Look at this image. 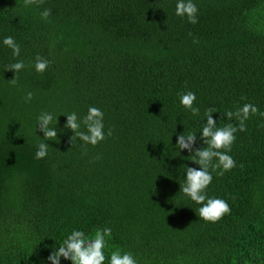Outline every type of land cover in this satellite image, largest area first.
I'll return each instance as SVG.
<instances>
[{
  "label": "trees",
  "instance_id": "16d2710c",
  "mask_svg": "<svg viewBox=\"0 0 264 264\" xmlns=\"http://www.w3.org/2000/svg\"><path fill=\"white\" fill-rule=\"evenodd\" d=\"M193 3L196 24L175 14L177 0H0V264H51L72 231L104 228L105 264L116 250L137 264H264V116L235 134L236 167L211 173L207 195L231 207L216 223L180 192L186 167L200 166L176 146L194 132L195 147H206L208 108L218 127L237 123L221 116L245 103L264 112V0ZM38 55L50 62L43 73ZM18 60L12 85L6 65ZM188 91L199 116L180 103ZM89 107L103 112L105 139L72 144L66 115L82 121ZM43 112L53 141L38 130ZM41 142L48 154L37 159Z\"/></svg>",
  "mask_w": 264,
  "mask_h": 264
},
{
  "label": "clouds",
  "instance_id": "9594fccd",
  "mask_svg": "<svg viewBox=\"0 0 264 264\" xmlns=\"http://www.w3.org/2000/svg\"><path fill=\"white\" fill-rule=\"evenodd\" d=\"M44 0H24V6L41 5ZM198 8L193 0H177L175 14L180 17H187L188 22L192 24L198 23L197 18ZM41 18L47 20L51 16V9H44L40 13ZM198 43V41H194ZM3 44L12 49L13 56H20V45L17 44L13 37L7 36L3 39ZM49 61L41 56L35 59V70L43 73L49 66ZM25 64L22 60L6 65V71H14L15 77L10 80L12 85L18 83V73L22 71ZM33 98L32 92H28L25 97L26 101H31ZM197 97L194 92L188 91L180 95V103L190 109L193 116L200 115V109L194 107V102ZM213 113L216 109L208 108L204 113L206 123L203 124L201 131V139L206 147L196 148L197 135L194 132H188L178 135L177 147L179 150H187L192 153L190 160L198 164L199 169L195 167H186V179L181 184L180 192L185 196L190 197L196 204L202 205L198 209L199 217L205 222L216 223L225 215L231 213V207L226 200L221 198L209 197L207 188L213 181L212 172L223 176L225 172L236 167V161L228 153L232 150V145L236 140V133L247 130L246 121L253 115L259 114L264 116V112H260L259 108L251 103H245L242 107L235 111L228 110L222 116L226 115L229 121L235 120L237 123H228L223 127L217 126L216 119L213 118ZM103 112L97 107H89L87 114L80 117L75 113L67 114V122L65 128L73 131L74 135L70 138L73 144L76 138L84 142V145H97L105 139ZM53 115L48 112H43L38 117V130L44 134L45 141H53L57 138V131L50 127L53 123ZM81 123L86 128V131H81ZM108 136L112 135V129L107 132ZM49 144L41 142L38 145L36 152L37 159H43L48 154ZM215 161V163H214ZM243 168V164L240 165ZM211 169V171H209ZM234 199V197H233ZM112 234L111 228L98 229L94 235H88L83 231L74 230L63 241L61 246L52 252L48 257L51 264H60L61 257L72 261V264H105L106 255V237ZM110 264H137V260L130 252L121 254L119 250L112 251L110 254Z\"/></svg>",
  "mask_w": 264,
  "mask_h": 264
}]
</instances>
